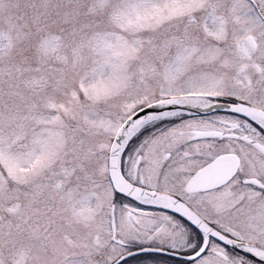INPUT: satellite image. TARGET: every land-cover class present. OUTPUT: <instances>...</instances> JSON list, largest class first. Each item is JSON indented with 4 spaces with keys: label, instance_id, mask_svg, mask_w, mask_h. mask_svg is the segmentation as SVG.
Listing matches in <instances>:
<instances>
[{
    "label": "snow or ice",
    "instance_id": "1",
    "mask_svg": "<svg viewBox=\"0 0 264 264\" xmlns=\"http://www.w3.org/2000/svg\"><path fill=\"white\" fill-rule=\"evenodd\" d=\"M0 264H264V0H0Z\"/></svg>",
    "mask_w": 264,
    "mask_h": 264
}]
</instances>
